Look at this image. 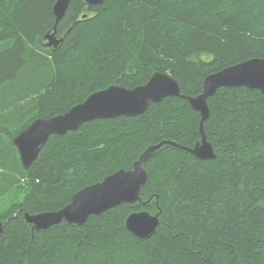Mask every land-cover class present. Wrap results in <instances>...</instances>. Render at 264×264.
I'll return each mask as SVG.
<instances>
[{"label":"trees","instance_id":"1","mask_svg":"<svg viewBox=\"0 0 264 264\" xmlns=\"http://www.w3.org/2000/svg\"><path fill=\"white\" fill-rule=\"evenodd\" d=\"M56 1L0 0V99L19 100L0 101V123L12 124L14 113L27 119L13 140L35 120L64 115L111 86L134 89L168 73L183 95L197 97L209 75L264 59V0H106L101 7L75 0L55 49L44 37ZM36 61L37 73L24 75ZM208 105L204 133L215 160L165 145L144 164L139 203L83 226L33 232L24 213L67 207L82 189L133 170L152 146L193 150L201 115L167 98L141 116L89 122L52 136L29 169L12 144L15 163L0 155V198L19 191L0 212V264H264V95L223 88ZM139 212L160 214L150 240L127 230Z\"/></svg>","mask_w":264,"mask_h":264},{"label":"water","instance_id":"2","mask_svg":"<svg viewBox=\"0 0 264 264\" xmlns=\"http://www.w3.org/2000/svg\"><path fill=\"white\" fill-rule=\"evenodd\" d=\"M73 1L75 0L56 1L53 7L55 25L44 37L46 46L56 49L63 43V39L58 38L57 27L65 18ZM79 1L89 7H101L106 0ZM149 85H153V87L149 88ZM240 87L257 90L264 95V59H251L209 75L205 79L203 93L197 97L183 95L180 84L170 74L156 73L145 85L134 89L111 86L92 94L83 103L74 106L64 115L35 120L13 141L24 169L33 166L52 136H64L96 120H115L122 117L141 116L148 111L152 104L161 103L167 98L186 100L201 115L202 140L193 150L169 142L152 146L134 164L133 170L118 171L103 182L82 189L73 197L72 202L67 207L59 211L35 215L25 212L26 225L31 227L33 232L46 231L63 222L69 225L83 226L92 216H100L123 204L134 205L139 203L142 188L148 181V173L144 169V164L165 145L189 151L200 160H215L214 148L207 141L204 133V123L210 116L208 100L223 88ZM4 225V223L0 224V233ZM160 226V214L151 215L148 212L134 213L129 216L126 222L127 230L141 240L153 238Z\"/></svg>","mask_w":264,"mask_h":264},{"label":"rangeland","instance_id":"3","mask_svg":"<svg viewBox=\"0 0 264 264\" xmlns=\"http://www.w3.org/2000/svg\"><path fill=\"white\" fill-rule=\"evenodd\" d=\"M37 64H38L37 61L34 64L29 63L28 66L25 69L26 72H24V75L26 73H28V74L37 73V66H38ZM5 87H8V85H6ZM3 89H5V88L3 87ZM15 99L16 98L14 96L13 98L11 97L10 100H8V101H3V100H7L6 97H5V98L0 99V101H3L2 102L3 104L5 102H6L5 104H7V103L8 104H11V102L13 100H15ZM14 102H17L18 103L19 100L18 101L15 100ZM17 103H15L14 106H16ZM2 108L5 109L6 106L0 104V109H2ZM15 111H17V110H15ZM17 112H19V111H17ZM10 117H11V120L14 119V121L12 122V124L10 123L9 125L8 124L7 125H2L4 122H1L0 123V126H3V128L6 129V131H7V132H0V150H1L0 155L1 154L3 155V157L1 158L2 160H4L5 156L8 157V158H10L11 159V162L13 164V162L15 163V160H16V153L14 151L15 150L14 149V146H13L14 145L13 144V141L14 140L12 139V137H13V135H15L16 133H18L21 130V128H22L23 125H25L27 123V119L21 118L22 116L20 114H17V113L10 114ZM17 153H18V150H17ZM17 156L20 159L19 153H18ZM2 166L3 165L1 163L0 164V167H2ZM0 169H2V168H0ZM6 173H7V171H6ZM1 183H2V181H1ZM17 191H19V190L15 189L14 190V193H11L9 196L7 195V196H3V197L0 198V212L3 209V204H4L5 201L8 203L10 200H13L18 195Z\"/></svg>","mask_w":264,"mask_h":264},{"label":"snow or ice","instance_id":"4","mask_svg":"<svg viewBox=\"0 0 264 264\" xmlns=\"http://www.w3.org/2000/svg\"><path fill=\"white\" fill-rule=\"evenodd\" d=\"M153 87V85H149V88ZM96 99H101V98H96Z\"/></svg>","mask_w":264,"mask_h":264}]
</instances>
